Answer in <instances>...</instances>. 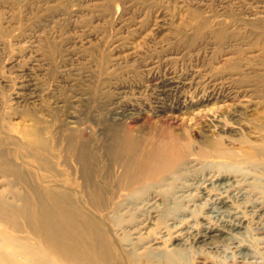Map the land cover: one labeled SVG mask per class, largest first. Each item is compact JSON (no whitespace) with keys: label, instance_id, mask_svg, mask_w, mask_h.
<instances>
[{"label":"rangeland","instance_id":"rangeland-1","mask_svg":"<svg viewBox=\"0 0 264 264\" xmlns=\"http://www.w3.org/2000/svg\"><path fill=\"white\" fill-rule=\"evenodd\" d=\"M50 206L96 264H264V0H0V249Z\"/></svg>","mask_w":264,"mask_h":264},{"label":"bare ground","instance_id":"bare-ground-1","mask_svg":"<svg viewBox=\"0 0 264 264\" xmlns=\"http://www.w3.org/2000/svg\"><path fill=\"white\" fill-rule=\"evenodd\" d=\"M140 148H137L134 167L137 181H145L153 185L165 182L163 176L180 160L181 147L174 146L176 152L173 153V158L175 161L171 163L170 158L167 159V150L164 148H160L159 152L151 149L147 154H143ZM203 156L209 157L210 153L204 151ZM50 207L51 210L44 209L39 219L47 220V224L42 229L44 233L42 243L45 242L44 249H35L29 247L23 241L17 242L15 238L8 237L5 240L6 246L4 249H0V264H42V261L40 262L39 260L41 258L34 255H40L42 259H48L47 264H96L93 260L92 250L82 245L78 246L77 241H75L76 235L79 233L74 232V236L72 232L67 234L63 231L69 213L61 209L52 211L53 207ZM3 218L12 226L13 232H20L18 231L15 218L8 215H4ZM75 230L77 231V229ZM214 233V230L205 231L203 234L201 233L202 235H199L198 240L200 242H207L209 239H212ZM157 240L153 239L149 245L152 247L160 246L161 242ZM20 249H24V251H20ZM100 253L104 256V264H109V250L101 249ZM136 257L141 261L139 264H167V253L161 254L158 257L150 255H136ZM123 258L125 259V264H131L127 258Z\"/></svg>","mask_w":264,"mask_h":264}]
</instances>
